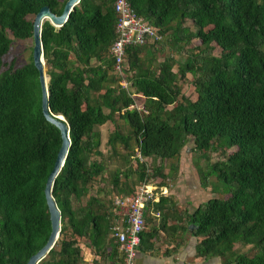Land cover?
Masks as SVG:
<instances>
[{
    "label": "trees",
    "instance_id": "1",
    "mask_svg": "<svg viewBox=\"0 0 264 264\" xmlns=\"http://www.w3.org/2000/svg\"><path fill=\"white\" fill-rule=\"evenodd\" d=\"M64 1L0 0V264H26L44 244L50 224L43 187L60 146L58 129L40 110L31 54L18 66L2 58L9 36L31 37L28 16L41 6L57 15ZM128 3L160 36L125 48L132 93L118 83L108 51L113 0H79L60 27L41 24L47 107L67 123L69 146L51 187L59 235L37 264H82L81 243L94 254L93 264H119L109 232L112 196L131 195L154 178V185L166 186L190 140L191 152L205 162L196 167L199 184L214 194L182 227L193 224L195 255L218 257L219 264H264V0ZM187 75L192 100L181 94ZM105 122L111 126L102 151L98 127ZM212 153L220 158L211 162ZM164 201L159 196L145 210L161 213ZM142 234L153 237L155 230L142 231L140 241Z\"/></svg>",
    "mask_w": 264,
    "mask_h": 264
},
{
    "label": "built area",
    "instance_id": "2",
    "mask_svg": "<svg viewBox=\"0 0 264 264\" xmlns=\"http://www.w3.org/2000/svg\"><path fill=\"white\" fill-rule=\"evenodd\" d=\"M113 11L116 16L114 38L108 51L113 58V73L119 78L121 87L126 89L129 84L124 78L126 46L142 44L145 41L157 43L160 36L155 28L135 13L128 0H113ZM133 96L135 95L131 94V97ZM133 105L140 108L134 102ZM165 193L166 189L163 187H157L151 183H139L134 187L131 195L112 196L114 211L121 218V222L113 223L109 228L110 235L116 241V249L120 256L119 264H135L134 259L140 241V233L145 227L146 204Z\"/></svg>",
    "mask_w": 264,
    "mask_h": 264
},
{
    "label": "crops",
    "instance_id": "3",
    "mask_svg": "<svg viewBox=\"0 0 264 264\" xmlns=\"http://www.w3.org/2000/svg\"><path fill=\"white\" fill-rule=\"evenodd\" d=\"M179 174L180 170L177 172L176 176L178 177L175 184L168 183L166 186H161L166 189L165 195H162L166 198V201L163 202V211L161 213L154 212L147 207L144 212L146 218L143 232L147 233L152 229L155 230V235L149 237L142 234L141 241L136 248L135 264L220 263L218 257L196 256L195 244L199 238H195L189 229L183 230L182 228L187 223V214L192 212L202 200H199L201 195H198L199 191L195 186L188 181H182ZM113 213V223L121 222L120 216L116 215L115 211ZM84 248L85 251L81 250L82 253L80 252L82 264H93L94 254L88 248Z\"/></svg>",
    "mask_w": 264,
    "mask_h": 264
},
{
    "label": "water",
    "instance_id": "4",
    "mask_svg": "<svg viewBox=\"0 0 264 264\" xmlns=\"http://www.w3.org/2000/svg\"><path fill=\"white\" fill-rule=\"evenodd\" d=\"M78 1L79 0H65L62 5L61 12L57 15L52 13L47 6H41L37 10V12L33 15L32 18L31 61L34 68L37 71V78L40 88V110L44 119L58 129L60 135V146L56 152L52 167L46 176L43 187V195L48 211L50 231L44 244L35 253L29 256V258L26 261V264H37L42 258L45 257L47 252L53 247L54 243L58 238L59 229H60V223H59L60 215L55 205V202L51 196V187H52L53 179L55 178V176L57 175L63 164L69 146L67 123L65 122L62 115L50 113L47 107L48 78L47 80L45 78L46 73L44 69V61L42 58L40 29L43 21H48L51 25H53L56 28L60 27L66 21L70 12L75 8ZM192 227L193 224L188 225L189 230H191Z\"/></svg>",
    "mask_w": 264,
    "mask_h": 264
},
{
    "label": "rangeland",
    "instance_id": "5",
    "mask_svg": "<svg viewBox=\"0 0 264 264\" xmlns=\"http://www.w3.org/2000/svg\"><path fill=\"white\" fill-rule=\"evenodd\" d=\"M29 20H32V16H28L27 17ZM187 24L189 25V21H186ZM189 27L191 29H194L191 25H189ZM11 39L10 45H9V49L7 51V53L3 56L2 61L3 64L7 65L9 62H13V64L15 66H18L20 64L26 63L29 61V56L31 54V49H32V40L31 37H28L26 39H15L11 36H9ZM213 54L217 55L219 50L217 48H214L211 51ZM174 57L178 59L177 55L174 54ZM44 69H46V67L44 66ZM173 69H176V66H173ZM45 78L47 80V75H45ZM190 76L187 75L185 80H183L182 84H181V94H183V96H186L189 99H194L195 98V93L193 91V87L190 84ZM118 83H119V79H118ZM128 91H130V93H132L131 91H133V89L131 88V86L128 84L127 88ZM134 103L136 106H140L141 104V98L140 96H136L134 97ZM111 124L109 122H105L104 124L100 125L98 128L100 130V134H101V142H100V150L105 151V146H104V136L106 135V133L108 132V130L110 129ZM193 146L191 140L188 141L184 147L181 149L180 151V157L178 160V170H180V179L182 181L185 180L188 181V183H190L191 185L195 186L196 190L199 191L198 195L200 196L199 200H206L209 197H212L214 194L213 192H211L210 187H201L199 184V180H198V174L196 171V167H201L204 168L205 167V162L203 159H197L195 154L193 152H191L190 148ZM218 158H220L219 154L217 153H212L211 157H210V161L213 162L215 160H217ZM146 162L150 165V160L148 158H146ZM168 162V161H167ZM167 164V163H166ZM112 167V166H109ZM177 177L176 176L173 180H169L168 183H173L175 184V181H177ZM209 180L214 182V177L210 176ZM158 178H154V179H150L148 182L151 184H157ZM96 185H94L93 188H95ZM111 194L108 195V197H106L108 200H111ZM187 197V196H186ZM236 247L241 250L244 251L245 247H239L236 245ZM80 248L81 250L84 252L85 248L82 245V243L80 244ZM81 251V253H82Z\"/></svg>",
    "mask_w": 264,
    "mask_h": 264
}]
</instances>
